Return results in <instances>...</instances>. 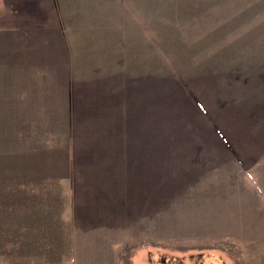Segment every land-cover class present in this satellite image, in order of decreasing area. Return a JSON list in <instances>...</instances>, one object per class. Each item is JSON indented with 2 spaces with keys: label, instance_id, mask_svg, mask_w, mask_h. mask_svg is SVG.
Listing matches in <instances>:
<instances>
[{
  "label": "rangeland",
  "instance_id": "obj_1",
  "mask_svg": "<svg viewBox=\"0 0 264 264\" xmlns=\"http://www.w3.org/2000/svg\"><path fill=\"white\" fill-rule=\"evenodd\" d=\"M0 264H264V0H0Z\"/></svg>",
  "mask_w": 264,
  "mask_h": 264
},
{
  "label": "crops",
  "instance_id": "obj_2",
  "mask_svg": "<svg viewBox=\"0 0 264 264\" xmlns=\"http://www.w3.org/2000/svg\"><path fill=\"white\" fill-rule=\"evenodd\" d=\"M81 174H83V173L80 172L79 175H78V177H77V178L79 179V181L82 179V178H81ZM82 180H83V179H82ZM82 180H81V181H82Z\"/></svg>",
  "mask_w": 264,
  "mask_h": 264
}]
</instances>
